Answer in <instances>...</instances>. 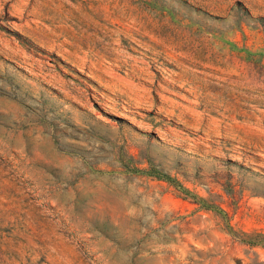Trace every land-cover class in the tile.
<instances>
[{
  "label": "rangeland",
  "instance_id": "374dc122",
  "mask_svg": "<svg viewBox=\"0 0 264 264\" xmlns=\"http://www.w3.org/2000/svg\"><path fill=\"white\" fill-rule=\"evenodd\" d=\"M0 264H264V0H0Z\"/></svg>",
  "mask_w": 264,
  "mask_h": 264
}]
</instances>
